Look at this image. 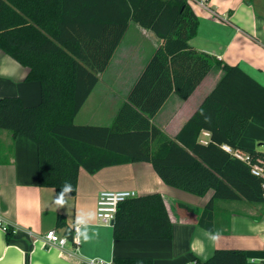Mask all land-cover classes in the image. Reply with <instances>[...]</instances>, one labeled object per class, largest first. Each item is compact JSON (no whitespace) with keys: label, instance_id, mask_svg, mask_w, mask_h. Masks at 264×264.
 Returning <instances> with one entry per match:
<instances>
[{"label":"trees","instance_id":"1","mask_svg":"<svg viewBox=\"0 0 264 264\" xmlns=\"http://www.w3.org/2000/svg\"><path fill=\"white\" fill-rule=\"evenodd\" d=\"M132 21L153 30L161 43L141 71L110 125L78 124L75 116L107 69ZM199 19L190 0H0V48L41 83V100L0 99V128L37 145L40 186L57 192L65 182L75 195L81 168L94 173L115 164L147 161L169 185L205 196L207 228L216 199L264 202V149L241 143L252 120L264 123V84L239 64L223 63L195 48ZM224 75L179 132L169 136L153 121L172 93L189 98L208 72ZM203 130L209 142H200ZM242 149L248 163L223 145ZM264 144V143H263ZM60 226L67 225L64 216ZM66 234L72 236L67 225ZM8 228L7 237L11 239ZM115 240L170 239L173 221L155 191L121 203ZM199 258V257H198ZM202 264H249L242 248H216ZM117 264H152L151 257L116 255Z\"/></svg>","mask_w":264,"mask_h":264},{"label":"crops","instance_id":"2","mask_svg":"<svg viewBox=\"0 0 264 264\" xmlns=\"http://www.w3.org/2000/svg\"><path fill=\"white\" fill-rule=\"evenodd\" d=\"M190 5L199 19L191 45L223 63L239 64L264 84V0H208L206 5L190 0ZM161 41L153 30L132 21L75 122L112 124ZM28 72L27 66L0 48V99L19 95L26 105L39 103L41 83L27 81ZM223 75L224 69L215 65L189 98L172 93L154 116L155 124L174 137ZM261 145L263 142L260 147H251L262 149ZM103 189L162 193L173 221V237L115 240L113 226L97 217L98 196ZM57 193L54 187L39 184L37 145L24 135L15 136L13 131L0 128V264H86V257L114 259L116 255L151 257L152 264H182L194 257L205 260L216 248H242L249 264H264V202L216 199L213 228H207L205 206L212 192L198 196L175 188L150 162L115 164L94 173L81 168L76 194L64 208L53 203ZM87 212L95 216L87 225L89 238L81 236L79 251L71 254L75 218ZM61 216L72 227L71 237L66 234L68 226L59 225ZM51 230L69 238L65 248L47 243L45 235ZM209 231L220 234L215 242L208 238Z\"/></svg>","mask_w":264,"mask_h":264},{"label":"built area","instance_id":"3","mask_svg":"<svg viewBox=\"0 0 264 264\" xmlns=\"http://www.w3.org/2000/svg\"><path fill=\"white\" fill-rule=\"evenodd\" d=\"M196 1L201 5H206L208 0H191ZM210 132L207 130H203L200 136V142L207 144L209 142ZM223 147L235 155L237 158L246 161L248 163L251 162V156L248 152L242 149H235L228 144H224ZM263 162V160L261 161ZM261 162H255L252 166V171L256 175L264 176V167ZM137 191L135 190H111V189H103L100 191L97 202V217L99 222L105 225H112L113 221L116 219V214L118 212L119 205L126 200L135 197L137 195ZM0 219V224H1ZM6 229V225H4ZM81 231L80 228L73 226V236L72 240L74 241L75 248L71 251V254L79 251V245L81 243V235L79 234ZM46 241L49 245L58 246L60 248H65L66 243L68 242V237L59 236L55 230L49 231L45 235ZM86 264H116L114 259H105L103 257H86ZM182 264H202L201 260L197 257L190 259L187 262Z\"/></svg>","mask_w":264,"mask_h":264},{"label":"clouds","instance_id":"4","mask_svg":"<svg viewBox=\"0 0 264 264\" xmlns=\"http://www.w3.org/2000/svg\"><path fill=\"white\" fill-rule=\"evenodd\" d=\"M74 192V187L70 182H65L61 188L60 191L56 194V197L54 198V205L60 209L67 206L68 200L71 197V193ZM95 218L94 213L87 212V213H78L75 218L74 227H78L81 229L80 235L84 239H88V233H87V225L88 223ZM218 232H212L209 231L208 238L215 242L219 238Z\"/></svg>","mask_w":264,"mask_h":264},{"label":"rangeland","instance_id":"5","mask_svg":"<svg viewBox=\"0 0 264 264\" xmlns=\"http://www.w3.org/2000/svg\"><path fill=\"white\" fill-rule=\"evenodd\" d=\"M256 123L252 122L250 126L248 127V130L246 131L245 135L242 138L243 144H248V146H259L261 142L264 143V123L259 120ZM251 144V145H249ZM262 149H264V145H261ZM254 147V146H253Z\"/></svg>","mask_w":264,"mask_h":264},{"label":"water","instance_id":"6","mask_svg":"<svg viewBox=\"0 0 264 264\" xmlns=\"http://www.w3.org/2000/svg\"><path fill=\"white\" fill-rule=\"evenodd\" d=\"M115 221H113V225H114Z\"/></svg>","mask_w":264,"mask_h":264}]
</instances>
